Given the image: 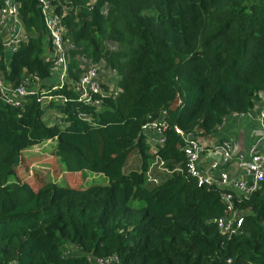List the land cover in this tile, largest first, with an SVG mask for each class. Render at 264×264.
I'll use <instances>...</instances> for the list:
<instances>
[{"label":"trees","instance_id":"trees-1","mask_svg":"<svg viewBox=\"0 0 264 264\" xmlns=\"http://www.w3.org/2000/svg\"><path fill=\"white\" fill-rule=\"evenodd\" d=\"M18 2L30 36L6 53L0 71L7 84L30 74L47 82L52 41L41 9L36 0ZM52 2L78 47L71 77L82 72L79 56L104 60L118 74L120 94L100 109L55 105L66 125L47 123L37 97L16 107L0 95V264H103L111 256L114 264H264V182L237 202L242 233L223 234L214 222L226 213L220 192L156 167L157 182L150 181L155 154L141 134L143 123L166 111L158 154L167 168L184 167L175 126L210 139L225 118L255 108L264 97V0ZM82 110L97 124L81 119ZM50 141L54 170L99 173L108 183L35 188L29 168L26 175L17 169L25 150Z\"/></svg>","mask_w":264,"mask_h":264},{"label":"built area","instance_id":"built-area-1","mask_svg":"<svg viewBox=\"0 0 264 264\" xmlns=\"http://www.w3.org/2000/svg\"><path fill=\"white\" fill-rule=\"evenodd\" d=\"M36 1L52 41L50 60L51 78H54V81L43 87L41 77L38 74H30L24 76L18 84H7L4 74L0 71V95L6 103L16 107H23L29 97H37V101L41 102L45 109L44 119L47 123L66 125L68 123L64 121L60 111L54 112V117L49 118L48 108L52 102L59 104L76 102L91 109H100L106 99L119 96V77L106 61L94 62L91 58L82 55L78 57L82 72L78 79H73L70 74V55L78 47L73 41L66 39L62 15L56 12L52 0ZM19 8L18 0H0V62L5 59L6 53L10 55L17 53L29 39L30 35L23 26ZM65 90L68 93L62 92ZM54 91L59 92L54 93ZM233 115H250L260 122L263 129V134L251 145L248 159L246 155L238 154L229 141L210 145V139L185 132L175 126L176 133L184 140L180 150L184 152L186 161L184 167L169 169L158 154L166 143V132L169 128L167 112L162 111L159 117L143 123L141 130V134L151 146V152L155 154V160L148 171L149 180L157 182V178L151 173L156 167L161 172H187L197 180L198 185L217 189L225 204L226 213L215 218L214 222L223 234L230 236L241 234L243 231L245 211L237 206V202L248 199L264 182V157L260 149V143L264 140V97L259 99L253 110L246 113L236 112ZM79 117L90 124H97L92 113L86 110L80 111ZM209 153H213L214 156L211 157L210 162H207L205 155ZM234 158L245 170L246 176L231 177L220 171L221 166L229 164ZM99 262L114 264L119 260L111 256L100 259Z\"/></svg>","mask_w":264,"mask_h":264},{"label":"crops","instance_id":"crops-1","mask_svg":"<svg viewBox=\"0 0 264 264\" xmlns=\"http://www.w3.org/2000/svg\"><path fill=\"white\" fill-rule=\"evenodd\" d=\"M54 81V78L48 80L47 82L43 81V87L49 85ZM53 105H49L48 116L49 118L54 117V112L57 113L59 111L55 105L59 104L58 102H53ZM263 134V129L261 124L255 118H252L250 115L240 116V115H230L228 116L224 123L210 136V145H219L224 141L231 142L238 154L246 155V159H248V154L251 145ZM260 149L262 155L264 157V140L260 143ZM25 154V155H24ZM23 159L29 160L32 159V153L24 152ZM31 154V155H30ZM213 153H209L205 155V160L210 162L212 160L211 157ZM48 156L46 162L49 163L51 160ZM38 161H34L31 166ZM30 166V167H31ZM30 174H33L32 169H29ZM221 172L227 173L231 177L237 176H246L245 170L238 165V161L234 158L229 164L225 166H221ZM25 181H28L25 179Z\"/></svg>","mask_w":264,"mask_h":264},{"label":"rangeland","instance_id":"rangeland-1","mask_svg":"<svg viewBox=\"0 0 264 264\" xmlns=\"http://www.w3.org/2000/svg\"><path fill=\"white\" fill-rule=\"evenodd\" d=\"M114 46V45H113ZM56 147L55 141L46 142L39 146H33L25 150L26 153H32V156L28 162V160H24L21 166L18 167L17 171L21 170L26 175V171L28 172V168L32 169L34 178H28L29 181L33 184L35 188L40 186L44 182L55 181L58 183H62L64 185H70L74 188H87L95 184H107L108 179L99 173H93L90 171H86L85 176L80 172L77 173H63L57 170L59 168L58 162L56 161L54 150ZM24 154V153H23ZM25 155V154H24ZM31 155V154H30ZM51 160L55 161L57 164V169H53L55 167H50L49 163L46 162L47 157ZM50 160V162H51ZM34 161H38L37 163L31 164ZM31 166V167H30ZM26 167H28L26 169ZM22 173V174H23ZM28 174V173H27Z\"/></svg>","mask_w":264,"mask_h":264},{"label":"water","instance_id":"water-1","mask_svg":"<svg viewBox=\"0 0 264 264\" xmlns=\"http://www.w3.org/2000/svg\"><path fill=\"white\" fill-rule=\"evenodd\" d=\"M20 159H18V162H19Z\"/></svg>","mask_w":264,"mask_h":264}]
</instances>
